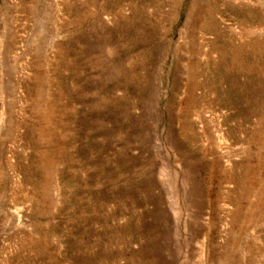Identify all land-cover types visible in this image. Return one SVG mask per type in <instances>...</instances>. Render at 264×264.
Returning <instances> with one entry per match:
<instances>
[{
	"label": "rangeland",
	"instance_id": "1",
	"mask_svg": "<svg viewBox=\"0 0 264 264\" xmlns=\"http://www.w3.org/2000/svg\"><path fill=\"white\" fill-rule=\"evenodd\" d=\"M0 264H264V0H0Z\"/></svg>",
	"mask_w": 264,
	"mask_h": 264
}]
</instances>
